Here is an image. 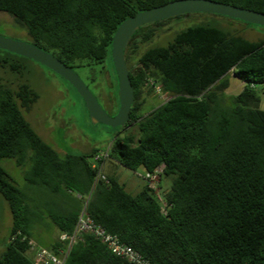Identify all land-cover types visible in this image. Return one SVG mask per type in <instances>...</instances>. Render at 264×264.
I'll return each mask as SVG.
<instances>
[{
    "label": "trees",
    "instance_id": "trees-1",
    "mask_svg": "<svg viewBox=\"0 0 264 264\" xmlns=\"http://www.w3.org/2000/svg\"><path fill=\"white\" fill-rule=\"evenodd\" d=\"M169 1L0 0V12L26 30V42L78 76L77 69H86L92 83L94 67L108 57L111 68L102 66L100 73L113 115L118 98L112 36L126 18ZM215 1L264 12V0ZM194 14L141 26L129 40L124 60L134 99L127 122L116 127L124 132L106 151L60 156L46 143L22 113L38 99L23 79L25 61L33 60L0 49V67L17 79L0 81V160L28 166L25 181L54 194L43 207L58 232L45 248L55 253L66 248L68 241L59 235L72 234L89 197L86 213L93 221L153 264H264V109L258 96L264 91V40L250 41L200 22L177 31L164 45L138 50V41L149 42L171 20ZM229 76L242 88L227 102ZM152 91L164 100L156 103ZM99 152L107 153L93 166L91 158ZM106 159L133 171L157 172V185L166 186L155 192L146 181L131 194L103 171ZM97 173L105 179H96ZM0 196L12 214L0 264H37L29 242L38 207L1 165ZM64 264L130 263L84 233L70 246Z\"/></svg>",
    "mask_w": 264,
    "mask_h": 264
},
{
    "label": "rangeland",
    "instance_id": "rangeland-1",
    "mask_svg": "<svg viewBox=\"0 0 264 264\" xmlns=\"http://www.w3.org/2000/svg\"><path fill=\"white\" fill-rule=\"evenodd\" d=\"M200 22L215 25L231 34H240L250 41L264 40V27L262 26H255L223 15L198 13L192 17L171 20L158 31L156 37L151 41L142 43L138 41V50L143 51L153 45H164L173 38L177 31ZM0 35L17 40H28L26 30L17 26L13 18L5 12H0ZM25 64L28 71H25L23 79L37 93L38 99L28 111L22 110V113L38 135L55 148L60 156L84 154L92 148L106 151L115 135L118 132H124V130L101 123H93L81 98L73 88L52 70L35 61L26 60ZM102 66L106 70L111 68V61L108 57L102 64L94 67L93 73L96 80L93 83L88 81L86 69L80 68L77 69V72L94 93L104 110L112 114V108L103 97V94L108 90V86L104 74L101 75L102 73H100ZM0 81L16 83L17 79L6 68L0 67ZM229 83V88L223 93L227 102H230L232 97L242 88V82L233 76H229ZM149 96L155 98L156 103L164 100V97L157 92L155 93V91H152ZM258 96L260 99L259 107L264 109V91L259 90ZM144 109H148V106H145ZM130 132L135 134V127L131 128ZM93 157L91 163L94 165L97 163ZM0 165L12 176L16 185L28 194L32 205H37L38 208L35 210L38 216L37 220L35 219L32 222V240L40 246L49 247L58 231L47 217L43 206L49 198L55 197L54 194L46 189L32 187L25 181L24 174L28 166H18L13 159L9 158L1 159ZM103 171L114 176L121 183L126 182L125 189L131 194L136 193L142 186V174L144 173L142 167L133 171L114 163L113 160L106 159ZM136 184L138 185L136 186ZM163 186L165 187V184ZM159 189L157 185V191ZM11 225L12 214L9 205L0 196V251L4 248Z\"/></svg>",
    "mask_w": 264,
    "mask_h": 264
},
{
    "label": "water",
    "instance_id": "water-1",
    "mask_svg": "<svg viewBox=\"0 0 264 264\" xmlns=\"http://www.w3.org/2000/svg\"><path fill=\"white\" fill-rule=\"evenodd\" d=\"M218 14L246 23L264 26V12L235 6L215 0H172L137 12L123 20L111 39V60L117 77L118 107L115 114H108L84 81L61 60L43 49L23 40L0 35V49L31 59L52 70L67 81L82 98L93 123L116 128L123 126L128 118L134 99L133 87L124 60V50L129 40L141 26L182 14Z\"/></svg>",
    "mask_w": 264,
    "mask_h": 264
},
{
    "label": "built area",
    "instance_id": "built-area-1",
    "mask_svg": "<svg viewBox=\"0 0 264 264\" xmlns=\"http://www.w3.org/2000/svg\"><path fill=\"white\" fill-rule=\"evenodd\" d=\"M106 153L96 154L93 159L97 161L101 157H105ZM94 162V161H93ZM97 164H94L95 166ZM102 165V164H101ZM100 165V167H101ZM143 178L148 185L157 191V183L159 182L158 173L145 172ZM105 179L103 175L97 173L96 179ZM89 197L85 200L83 207L78 215L74 230L71 235L62 233L59 235L60 240H67L66 248L59 249L55 253L45 247L37 245L34 241L29 242V253L37 264H64L68 250L72 243L79 239L81 235L91 234L96 239L100 240L106 248L114 255L127 260L130 264H153L148 259L143 257L137 250L130 245H127L119 240L117 235L107 232L101 225L95 223L93 219L86 213V203Z\"/></svg>",
    "mask_w": 264,
    "mask_h": 264
},
{
    "label": "crops",
    "instance_id": "crops-1",
    "mask_svg": "<svg viewBox=\"0 0 264 264\" xmlns=\"http://www.w3.org/2000/svg\"><path fill=\"white\" fill-rule=\"evenodd\" d=\"M105 161L106 160H104V162H103V166H104V163H105ZM113 162L114 163H117L116 161H114L113 160ZM118 164V163H117ZM144 171V170H143ZM106 173V172H105ZM106 174H108V173H106ZM121 183V182H120ZM146 183V180L143 178V180H142V186L144 185ZM122 184L124 185V187H125V184H126V182L124 183V182H122ZM132 185V184H131ZM138 184H136V186H137ZM141 186V187H142ZM166 186V185H165ZM141 187L138 189V191L141 189ZM159 188H160V190H163V188H164V186H163V184H162V181H160V186H158ZM56 236H57V234H56ZM56 236H55V238H56Z\"/></svg>",
    "mask_w": 264,
    "mask_h": 264
},
{
    "label": "flooded vegetation",
    "instance_id": "flooded-vegetation-1",
    "mask_svg": "<svg viewBox=\"0 0 264 264\" xmlns=\"http://www.w3.org/2000/svg\"><path fill=\"white\" fill-rule=\"evenodd\" d=\"M106 111V110H105Z\"/></svg>",
    "mask_w": 264,
    "mask_h": 264
}]
</instances>
